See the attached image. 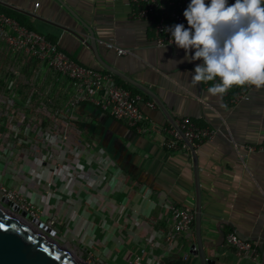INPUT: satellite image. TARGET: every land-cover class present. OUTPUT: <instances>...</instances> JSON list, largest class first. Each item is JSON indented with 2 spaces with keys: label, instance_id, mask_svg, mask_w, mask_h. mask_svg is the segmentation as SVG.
<instances>
[{
  "label": "crops",
  "instance_id": "1",
  "mask_svg": "<svg viewBox=\"0 0 264 264\" xmlns=\"http://www.w3.org/2000/svg\"><path fill=\"white\" fill-rule=\"evenodd\" d=\"M0 6L76 63L105 70L88 45L94 35L101 56L157 93L177 124L189 118L214 129L213 138L195 146L207 256L215 264H264V151L248 149L264 144V88L253 87L249 100L231 104L224 94L208 93L209 81L193 84L191 73L201 63L189 62L194 50L158 46L152 24L134 17L129 0H0ZM108 42L129 52L119 55ZM0 72V93L10 94ZM36 76L34 65L26 77L41 93L54 81L49 70L41 79ZM59 88L40 107L45 119L27 121L41 144L32 147L27 127V147L0 149L5 159L0 183L36 205L43 222L55 221L65 244L73 241L94 264H124L136 256L145 264H201L199 256L188 254L197 243L195 230L168 240L173 208L195 209L196 187L190 148L173 152L165 146L170 138L165 129L173 126L165 113L143 104L152 125L145 132L88 103L71 117L66 106L72 87ZM137 89L135 95L153 100ZM2 121L18 122L12 115ZM231 232L253 250L229 246Z\"/></svg>",
  "mask_w": 264,
  "mask_h": 264
},
{
  "label": "built area",
  "instance_id": "2",
  "mask_svg": "<svg viewBox=\"0 0 264 264\" xmlns=\"http://www.w3.org/2000/svg\"><path fill=\"white\" fill-rule=\"evenodd\" d=\"M134 8V17L149 21L154 29L155 39L158 46H175L171 40V34L167 29L175 24L183 23L188 27L183 12L187 8L190 0H129ZM234 3V0H229ZM36 7L39 6L37 3ZM109 49H115L119 55L129 51L116 46L113 43H106ZM21 56V57H2ZM10 60V63H5ZM36 65V74L41 79L46 70L52 73V84L41 93L34 88L30 99L43 98L40 104H48L51 100L48 95L54 94L61 88L60 86L72 87L73 93L69 98L66 113L71 117L77 113L78 106L84 103L94 105L100 110L109 113L118 121H124L134 127L138 132H145L152 127L149 117L143 112L141 106L145 104L150 109H157L155 101H144L140 96L134 95L130 89L119 84L113 73L104 72L94 68L84 67L76 63L69 55L59 49L56 44L51 43L42 35L29 30L18 21L0 11V71L4 70L6 86L10 95L18 90L17 85L23 87L25 83L23 77ZM46 68V70H45ZM1 74V72H0ZM1 78V76H0ZM16 78V80H13ZM27 78V77H26ZM22 82V83H21ZM219 79L212 81L213 85ZM16 84V85H15ZM34 84V83H33ZM17 87V88H16ZM254 86H233L226 93L225 97L231 104H237L243 100L250 99V92ZM28 100V101H29ZM1 109H11L16 107L14 97L2 100L0 98ZM40 109V106L38 107ZM184 135L195 146L213 138L216 134L214 129L201 127L191 119L185 118L178 122ZM167 130L170 138L165 142L168 150L173 152H183L189 149L181 133L170 126ZM250 151L256 149L264 151V144L260 146H248ZM6 197L25 209L28 213L26 217L33 224L38 226L40 210L36 205L27 202L19 193L10 190L5 184L0 183V199ZM173 229L168 236V240L180 234H189L195 230V209L189 206L173 208ZM34 219V220H32ZM45 223V222H44ZM55 221L45 223L46 227H53ZM229 246L235 247L238 251H252V244L242 240L236 233L231 232L227 236ZM188 254L191 253V249ZM124 264H145L141 256H136Z\"/></svg>",
  "mask_w": 264,
  "mask_h": 264
},
{
  "label": "clouds",
  "instance_id": "3",
  "mask_svg": "<svg viewBox=\"0 0 264 264\" xmlns=\"http://www.w3.org/2000/svg\"><path fill=\"white\" fill-rule=\"evenodd\" d=\"M183 23L167 29L176 47L201 61L191 82L214 81L216 96L233 86L264 88V0H190Z\"/></svg>",
  "mask_w": 264,
  "mask_h": 264
},
{
  "label": "water",
  "instance_id": "4",
  "mask_svg": "<svg viewBox=\"0 0 264 264\" xmlns=\"http://www.w3.org/2000/svg\"><path fill=\"white\" fill-rule=\"evenodd\" d=\"M89 31L92 35L93 32L91 30ZM88 45L93 51L98 64L103 69L113 73L151 96L188 144L193 155L196 187L195 233L197 243L191 247V253L199 256L201 264H215V261L207 256L203 239V197L200 181L199 157L195 145L184 135L175 117L170 113L168 107L157 93L106 61L99 52L97 39L94 35ZM26 217H28V213L25 209L15 202L8 200L6 197H1L0 224L5 225V228L8 229V234L17 237L18 240L22 242L23 246L10 244L0 248V264H94L76 253V251L68 247L65 243L58 240L55 237L57 234L55 228L45 227L43 221H40L37 226ZM2 232L3 230L0 229V233ZM29 237H31V240L28 239ZM45 249H47V251H45Z\"/></svg>",
  "mask_w": 264,
  "mask_h": 264
},
{
  "label": "rangeland",
  "instance_id": "5",
  "mask_svg": "<svg viewBox=\"0 0 264 264\" xmlns=\"http://www.w3.org/2000/svg\"><path fill=\"white\" fill-rule=\"evenodd\" d=\"M13 80H16V78H13ZM22 80L25 81V83L23 82V85H22L24 87V90L22 92L17 93L15 91L14 94L10 95L9 93H5V91L3 90V91H1L2 93H0V98L2 100H6V97L7 98L14 97L15 101L18 103V105L16 104V107L13 110L0 108V118L1 117L2 118H9L10 115H12L13 120L18 121V122H15L13 125H7L4 123V121L0 122V149H2V150L7 145H13V147L18 149V150L20 148L27 147L28 143H27V141H25V139H24L25 133H23L24 130L26 131L27 127H29L30 132H31V138L30 139H31L32 147L37 148L36 146L41 144L40 141L42 138L39 137V135H37L36 127L31 125L30 123L28 124L27 121H28V119H37V118L45 119L46 116L42 113L43 111L41 109H38L39 106L40 107L42 106L40 104V101H42L43 98L41 99V97H38L37 99L34 98V99L29 100V98L32 97L31 92L35 88V87H33V85H34L33 81L32 80L30 81V78H26V77H23ZM17 87H18V89H20L21 85L18 84ZM36 88L40 90L39 87H36ZM50 97H52V96L48 95L47 99H50ZM43 101H46V100H43ZM23 119H25V121H23ZM1 158L3 159L4 157H1ZM2 159H0V160H2ZM3 160L5 161V159H3ZM2 168L5 169V167H2ZM54 225H53V227L55 228ZM55 237L58 240H60L61 242L65 243V240H63L62 238L59 237L58 232H57ZM67 240L68 239H66V241ZM75 245L76 244L72 241L70 243L69 247L70 248L73 247L72 249L75 250L79 255L83 256L87 260H90L87 251H85L83 249V252H82L80 248L79 249L74 248V247H76Z\"/></svg>",
  "mask_w": 264,
  "mask_h": 264
},
{
  "label": "snow or ice",
  "instance_id": "6",
  "mask_svg": "<svg viewBox=\"0 0 264 264\" xmlns=\"http://www.w3.org/2000/svg\"><path fill=\"white\" fill-rule=\"evenodd\" d=\"M0 229L3 230V232L0 233V248L6 247L10 244L23 246L22 242L19 241L17 237L8 234V229L5 228V225L0 224ZM28 239L31 240V237ZM45 251H47V249H45Z\"/></svg>",
  "mask_w": 264,
  "mask_h": 264
},
{
  "label": "trees",
  "instance_id": "7",
  "mask_svg": "<svg viewBox=\"0 0 264 264\" xmlns=\"http://www.w3.org/2000/svg\"><path fill=\"white\" fill-rule=\"evenodd\" d=\"M0 11H1V12H4V13L7 14V15L10 14L9 10H7L5 7H1V6H0ZM9 16H10V15H9ZM102 71H104V72H108L107 70H102ZM114 76H115V79H116L117 82L122 83V86H124V87L127 88V89H130V90L132 91V93L135 95L134 90L137 89L136 87L132 86L131 84H129V83H127V82H125V81H124L123 79H121L120 77H118V76H116V75H114ZM209 83L213 86L212 81H209ZM137 90H138V89H137ZM147 96H148V95H147ZM148 97H149V96H148ZM149 98H150V97H149Z\"/></svg>",
  "mask_w": 264,
  "mask_h": 264
},
{
  "label": "bare ground",
  "instance_id": "8",
  "mask_svg": "<svg viewBox=\"0 0 264 264\" xmlns=\"http://www.w3.org/2000/svg\"><path fill=\"white\" fill-rule=\"evenodd\" d=\"M46 227V226H45Z\"/></svg>",
  "mask_w": 264,
  "mask_h": 264
}]
</instances>
